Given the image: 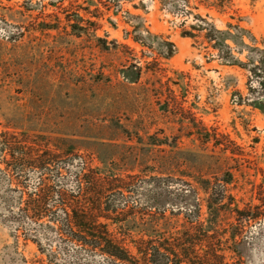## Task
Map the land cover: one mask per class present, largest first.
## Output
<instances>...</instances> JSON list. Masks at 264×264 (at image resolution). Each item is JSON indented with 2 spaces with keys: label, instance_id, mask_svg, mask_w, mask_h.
I'll use <instances>...</instances> for the list:
<instances>
[{
  "label": "rangeland",
  "instance_id": "rangeland-1",
  "mask_svg": "<svg viewBox=\"0 0 264 264\" xmlns=\"http://www.w3.org/2000/svg\"><path fill=\"white\" fill-rule=\"evenodd\" d=\"M211 27L264 50V0H0V196L16 213L0 207V264H114L20 211L46 185L50 206L77 193L83 162L129 184L105 197L136 207L117 235L182 229L185 206L204 200L184 183L198 175L232 174L228 194L260 204L264 113L249 105L247 71L220 62ZM246 230L245 264H264V222Z\"/></svg>",
  "mask_w": 264,
  "mask_h": 264
},
{
  "label": "trees",
  "instance_id": "trees-1",
  "mask_svg": "<svg viewBox=\"0 0 264 264\" xmlns=\"http://www.w3.org/2000/svg\"><path fill=\"white\" fill-rule=\"evenodd\" d=\"M245 33L250 42L256 45L257 40L248 32ZM207 36L213 43V49L218 51V58L223 65L238 66L247 71L246 85L251 96L249 105L264 113V50L243 41L238 44L230 32L216 30L214 27H211ZM228 40L237 45L239 54L248 52L245 56L247 63L233 56L226 44ZM238 95L242 100L241 94ZM14 150L15 148L12 149L13 152ZM82 165L75 177L77 193L60 192L58 203L50 206L49 201L54 192L51 186L46 185V188L44 186L30 193L29 200L20 211L26 215L33 214L37 220L46 219L50 223L48 228L54 230L60 227L58 230L64 236L63 240L75 250L101 254L114 264H245L242 248L249 246L252 244L251 240H254L247 235L246 227L255 225L261 228L264 222V199L259 200V205L241 207L240 202L228 194L232 174H228L230 178L225 181H212L198 175L194 177L196 187L191 183H184L190 187L188 192L193 196L202 193L204 200L200 203L199 198H195L194 204L185 203L190 208H184L186 226L182 229L168 228L157 238L148 239L117 235L114 234V229L126 227L124 224L136 207H131L128 203L123 206L113 205L106 202L105 197L115 187L124 190L129 184L119 186L106 173L100 172V169H93L86 162ZM263 187L261 191L264 193ZM0 199L2 211L6 207L10 210L9 217L14 218L16 213L8 196L3 194ZM161 212L165 217L166 208ZM175 212L172 209L171 214H182L181 210ZM120 215L125 218L120 220Z\"/></svg>",
  "mask_w": 264,
  "mask_h": 264
}]
</instances>
